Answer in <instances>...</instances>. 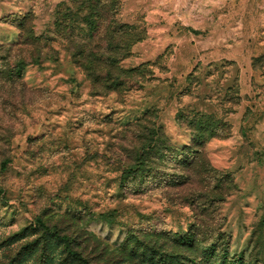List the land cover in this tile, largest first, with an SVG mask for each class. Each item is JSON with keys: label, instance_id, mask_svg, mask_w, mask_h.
Instances as JSON below:
<instances>
[{"label": "rangeland", "instance_id": "1", "mask_svg": "<svg viewBox=\"0 0 264 264\" xmlns=\"http://www.w3.org/2000/svg\"><path fill=\"white\" fill-rule=\"evenodd\" d=\"M64 238L264 264V0H0V264Z\"/></svg>", "mask_w": 264, "mask_h": 264}, {"label": "trees", "instance_id": "2", "mask_svg": "<svg viewBox=\"0 0 264 264\" xmlns=\"http://www.w3.org/2000/svg\"><path fill=\"white\" fill-rule=\"evenodd\" d=\"M165 143H164V146L167 144V140H165L164 141ZM196 143V142H195ZM169 147V145L167 146V148ZM170 149L171 148H173V147H169ZM143 157L141 156L139 159H142ZM144 161H139V163L141 164V163H143ZM6 167V163H3L2 164V169H4ZM125 173H127V172H125ZM128 174V173H127ZM115 212L116 211H112L111 213H109V214H106V213H102L101 214V217H113L114 215H115ZM64 241H65V243H66V249L68 250V252L70 253V254H72L77 260H79L82 264H88L87 263V261L84 259V258H82L81 257V255H80V253L78 252V251H76L75 249H73L72 248V246H71V244H70V242H69V240H67L66 238H64L63 239Z\"/></svg>", "mask_w": 264, "mask_h": 264}]
</instances>
